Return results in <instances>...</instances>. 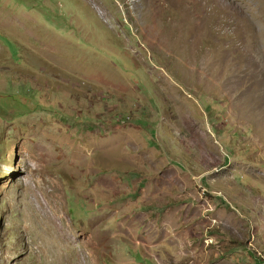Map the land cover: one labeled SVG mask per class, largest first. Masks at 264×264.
Wrapping results in <instances>:
<instances>
[{
	"label": "rangeland",
	"instance_id": "obj_1",
	"mask_svg": "<svg viewBox=\"0 0 264 264\" xmlns=\"http://www.w3.org/2000/svg\"><path fill=\"white\" fill-rule=\"evenodd\" d=\"M0 264H264V0H0Z\"/></svg>",
	"mask_w": 264,
	"mask_h": 264
},
{
	"label": "bare ground",
	"instance_id": "obj_2",
	"mask_svg": "<svg viewBox=\"0 0 264 264\" xmlns=\"http://www.w3.org/2000/svg\"><path fill=\"white\" fill-rule=\"evenodd\" d=\"M53 198H54V197H53ZM38 206H39V205H38ZM58 229H59V228H58ZM53 230H54V229H53ZM53 233H54V232H53ZM76 233H77V232H76ZM83 233H84V232H83ZM77 238H78V237H77ZM80 239H81V240H84L88 246L90 245V242H89L90 240L88 241L87 239L83 238V236L80 237ZM85 242H84V243H85Z\"/></svg>",
	"mask_w": 264,
	"mask_h": 264
}]
</instances>
